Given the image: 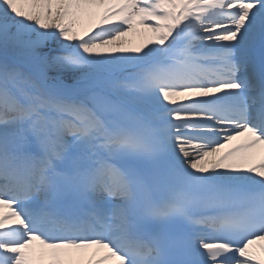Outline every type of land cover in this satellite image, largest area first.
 <instances>
[{"label": "snow or ice", "instance_id": "snow-or-ice-1", "mask_svg": "<svg viewBox=\"0 0 264 264\" xmlns=\"http://www.w3.org/2000/svg\"><path fill=\"white\" fill-rule=\"evenodd\" d=\"M0 264H264V0H0Z\"/></svg>", "mask_w": 264, "mask_h": 264}]
</instances>
